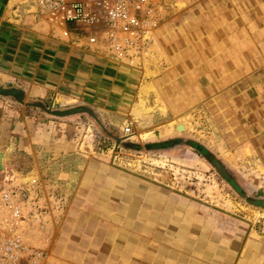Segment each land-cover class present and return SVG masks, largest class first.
<instances>
[{
  "label": "crops",
  "instance_id": "obj_1",
  "mask_svg": "<svg viewBox=\"0 0 264 264\" xmlns=\"http://www.w3.org/2000/svg\"><path fill=\"white\" fill-rule=\"evenodd\" d=\"M181 1L119 57L64 36L29 0H0V85L54 109L88 105L133 141L176 136L184 122L227 157H259L264 0ZM75 118L0 96V198L15 187L69 263L264 264L254 219L112 163Z\"/></svg>",
  "mask_w": 264,
  "mask_h": 264
},
{
  "label": "built area",
  "instance_id": "obj_2",
  "mask_svg": "<svg viewBox=\"0 0 264 264\" xmlns=\"http://www.w3.org/2000/svg\"><path fill=\"white\" fill-rule=\"evenodd\" d=\"M36 17L47 20L66 37H86L88 43L109 46L117 55L138 46L139 36L162 12L152 0H29ZM131 134L130 126L125 128ZM0 264H67L32 219L15 187L0 198Z\"/></svg>",
  "mask_w": 264,
  "mask_h": 264
},
{
  "label": "rangeland",
  "instance_id": "obj_3",
  "mask_svg": "<svg viewBox=\"0 0 264 264\" xmlns=\"http://www.w3.org/2000/svg\"><path fill=\"white\" fill-rule=\"evenodd\" d=\"M176 1L152 0V5H161L162 14L168 16L169 7L172 4L176 5ZM185 1L187 0L181 2ZM183 5L185 6V4ZM154 27L155 24L151 23L147 28V36L153 33ZM139 38L145 37L139 36ZM119 57L121 56L119 55ZM72 117H76L75 119L82 123L84 131L89 130L88 133L93 139L95 149L108 153L112 163L128 167L142 176L160 179L208 205L216 206L225 213H236L243 218L254 219L260 227L264 228V207L260 205L261 203L259 205L253 203L255 199L260 201L264 199V145L262 143H256L259 157H227L212 142L184 131L188 135L201 139L221 155L226 163L225 166L236 178L233 183H230L225 176L219 173L216 165L212 166L190 148L174 149L168 153H148L145 150L142 152L128 151L122 145L116 146L115 136L118 134L108 130L109 126L106 127L109 132L107 133L88 115L79 114ZM102 123L104 124V122ZM139 144L142 146L144 142H139ZM254 161L257 163L256 165ZM232 184L239 185L241 189L238 191ZM245 194H249L253 201H248L244 197ZM67 261H69V257ZM67 264L71 263L67 262Z\"/></svg>",
  "mask_w": 264,
  "mask_h": 264
},
{
  "label": "water",
  "instance_id": "obj_4",
  "mask_svg": "<svg viewBox=\"0 0 264 264\" xmlns=\"http://www.w3.org/2000/svg\"><path fill=\"white\" fill-rule=\"evenodd\" d=\"M0 96L8 97L14 99L16 102L29 106V107H36L38 109H41L45 111L47 114L53 116V117H59V118H67L79 114H85L90 117H92L107 133L108 130L106 126L102 123L101 119L99 118L98 114L95 112V110L88 106V105H77L70 108L65 109H54L52 107H47L44 103L40 101H27L26 100V94L23 89L17 88V87H6L0 85ZM178 132L182 133L187 130V126L184 122H180L177 127ZM130 136H115L116 139V146L119 147V145H122L123 147L128 148H135L140 149L142 146L138 143H132L128 142L126 140H129ZM1 157V155H0ZM1 159V158H0ZM216 167L223 176H228V172L226 168L221 165L219 162H216ZM260 205L264 207V199L260 201Z\"/></svg>",
  "mask_w": 264,
  "mask_h": 264
},
{
  "label": "trees",
  "instance_id": "obj_5",
  "mask_svg": "<svg viewBox=\"0 0 264 264\" xmlns=\"http://www.w3.org/2000/svg\"><path fill=\"white\" fill-rule=\"evenodd\" d=\"M108 130L117 133L118 136L120 135L117 129L109 128ZM126 141L136 144L139 143L138 141H132L130 139ZM124 148L125 150L134 152H142L143 150H145L148 153H168L169 151L174 149L190 148L197 154L202 156L204 159H206L212 166H215L216 162H219L224 166L226 165V163H224V159L215 149L203 142L201 139L192 135H188L185 132L161 140L145 141L144 145H142V148L140 149L128 147ZM232 185H234L235 189H237L238 191L239 189H241L239 185Z\"/></svg>",
  "mask_w": 264,
  "mask_h": 264
},
{
  "label": "flooded vegetation",
  "instance_id": "obj_6",
  "mask_svg": "<svg viewBox=\"0 0 264 264\" xmlns=\"http://www.w3.org/2000/svg\"><path fill=\"white\" fill-rule=\"evenodd\" d=\"M221 165H223V164H221ZM224 166V165H223ZM225 168H226V170H227V172H228V176H226V178L230 181V183H233L234 181H235V176L231 173V171L226 167V166H224ZM248 201H253V200H251V198H250V195L249 194H245V196H244ZM253 203H255V205H259V203H260V200H258V199H255L254 201H253Z\"/></svg>",
  "mask_w": 264,
  "mask_h": 264
}]
</instances>
